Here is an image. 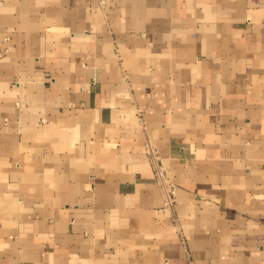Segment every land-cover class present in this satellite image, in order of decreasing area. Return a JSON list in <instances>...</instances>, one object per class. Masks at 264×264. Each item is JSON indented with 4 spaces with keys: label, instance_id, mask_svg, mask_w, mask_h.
Listing matches in <instances>:
<instances>
[{
    "label": "crops",
    "instance_id": "1",
    "mask_svg": "<svg viewBox=\"0 0 264 264\" xmlns=\"http://www.w3.org/2000/svg\"><path fill=\"white\" fill-rule=\"evenodd\" d=\"M0 264H264V0H0Z\"/></svg>",
    "mask_w": 264,
    "mask_h": 264
},
{
    "label": "built area",
    "instance_id": "2",
    "mask_svg": "<svg viewBox=\"0 0 264 264\" xmlns=\"http://www.w3.org/2000/svg\"><path fill=\"white\" fill-rule=\"evenodd\" d=\"M148 161L151 164L154 171V180L164 191L166 195L167 204H173L175 201V187L170 182L163 158L159 154L157 148L148 145L147 146Z\"/></svg>",
    "mask_w": 264,
    "mask_h": 264
}]
</instances>
